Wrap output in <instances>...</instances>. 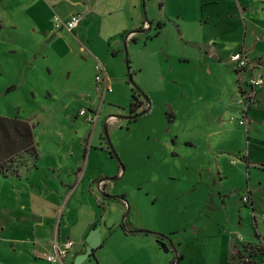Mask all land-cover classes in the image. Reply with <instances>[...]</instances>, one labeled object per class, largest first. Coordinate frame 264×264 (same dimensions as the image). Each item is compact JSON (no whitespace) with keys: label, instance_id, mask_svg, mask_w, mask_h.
I'll return each mask as SVG.
<instances>
[{"label":"rangeland","instance_id":"374dc122","mask_svg":"<svg viewBox=\"0 0 264 264\" xmlns=\"http://www.w3.org/2000/svg\"><path fill=\"white\" fill-rule=\"evenodd\" d=\"M146 2L151 15L161 12L162 0ZM187 2L200 17L198 0ZM253 4L251 18L264 31L263 2L254 0ZM22 10L14 0H0V116L18 117L33 126L40 169L22 179L0 178V223L8 224L13 239L24 235L19 229L27 226L21 218L29 213L28 208L46 206L53 197H30L27 177L50 185L56 178L50 166L59 165L56 169L63 177L65 169L70 171L81 161L84 167L88 141L93 148L111 146L125 168L114 191L126 196L127 222L140 230L173 232L185 238L179 254L184 251L187 258L180 264L261 260L255 251L264 249V91L258 103L240 105L239 80L232 70L239 69L238 65L219 60L212 48L202 51L188 38L182 40L175 19L166 24L161 36L156 37L154 26V38L144 34L127 50L124 45L118 58L110 54L106 62L98 59L109 67L108 73L114 70L116 74L109 76L113 92L101 104L91 82L97 75L96 60L93 63L88 53L82 56L67 32L58 33L67 42L59 39L43 47L41 34L29 32L33 23L22 18L21 28L15 29L13 18ZM210 24L202 31L206 39L215 29ZM189 26L197 32L194 23ZM248 37L251 46L261 42L254 55L264 57V37ZM260 71L264 73V68ZM135 86L149 102L150 111L129 122L127 108ZM99 109L95 127L80 116L83 110L89 114ZM246 110H251L254 121L243 115ZM111 116L116 121L105 124ZM86 159L87 165L109 168L105 155ZM114 164L119 165L116 158ZM244 198L251 202L245 204ZM139 236L134 243L115 244L120 251L134 254L127 264L139 260L142 264L173 263L174 252H165L153 234ZM243 242L251 243L234 250V245ZM18 248L0 241V264H24L21 254L31 257L30 253ZM238 251L243 259L235 261L232 256ZM83 259L80 256V262Z\"/></svg>","mask_w":264,"mask_h":264},{"label":"crops","instance_id":"0c3cea01","mask_svg":"<svg viewBox=\"0 0 264 264\" xmlns=\"http://www.w3.org/2000/svg\"><path fill=\"white\" fill-rule=\"evenodd\" d=\"M14 1L19 7L24 8L13 18L14 28H21L18 22L22 18L33 23L29 32L41 34V42H44L43 47L51 46L59 39L67 42L64 36L63 38L59 37L66 31H61L58 34L54 30L53 17L55 14L63 18L75 13L83 14L84 19L79 27L72 33H67L70 42L74 43L82 56L88 53L87 55L92 58L93 63L96 60L95 66L101 62L98 59L106 62L110 54L113 58H118L123 52L126 42L129 47L134 46V42L139 41L144 35L134 34L135 30L151 27V30L145 34H147L146 38L152 39L154 38V33H152L154 26L159 29L155 33L158 37L166 29V24L172 23L176 19L182 40L188 38L191 40L188 43L196 49L207 51L212 48L217 53L219 60L227 59L229 61L233 56L244 51L251 62L257 63L260 70L264 68V57L254 55L255 50L258 49L255 48L261 42L257 41L252 46L248 43L249 34L252 39L256 36L264 37V31L257 27L254 24V19L251 18L254 0H198L200 17L194 9L188 8L187 0H173V2L162 0L161 12L158 15L155 12L151 15L150 10H146V0ZM262 2L264 5V0ZM204 14H206V18H204ZM197 21H200L199 26ZM190 22L195 24L197 32L190 30ZM209 23L215 29L212 36L206 39L202 35V31ZM47 70L50 71V68L47 67ZM108 70H110L109 67L106 68V71L110 80V77L116 74L114 70L109 71L110 73ZM232 70L238 76L239 89L246 88L248 73L236 68ZM95 78L96 75L94 81L91 79V82L95 83ZM263 91L264 86L259 90L258 95L262 94ZM250 112L251 110L247 112V117L253 118L254 121ZM84 152L83 163L85 166L87 165L86 158L90 160L92 156L105 155V161L109 168L102 169L96 164L93 166L88 164L91 168L88 165L85 168L81 161V165L75 164L70 171L65 169L66 176L63 177L60 174L62 172L56 169L59 168V165L54 164L53 167L48 168H53V173L56 175V178L53 179L54 183L50 185H42L39 182L40 178L27 177L32 189V193L29 194L30 197L40 200L43 196L46 198L53 196L52 199L46 203V206L28 208L29 213L21 218L23 222H27V226L19 229L24 234L21 239H13L8 224L3 226L0 223V241L12 244L13 249H20L18 247L21 246L30 253L32 258L24 253L21 254L24 264H38L39 260H46V255L55 253V241L60 245L68 241L74 243V247L65 259V264H83L85 262L88 264H127V261L133 259L134 254L128 255L124 250L120 251L119 247H115V244L134 243L139 233H130L129 231H138L141 228L133 225L132 228L126 230L123 224L124 216L127 213H125L127 209L126 200L105 201V197L98 187L99 184L106 183V189L102 191L103 194L114 197L121 196V193H115L114 190L117 187V182L121 179L123 168L120 163L118 166L114 164L115 158L102 146L101 148L98 146L93 148L86 141ZM39 169L38 167L30 171H23L18 178L22 179L24 176L32 174L34 176ZM104 178H115L116 180L101 182ZM109 190L110 194L107 192ZM24 208L27 210V207ZM9 213L14 214L13 212ZM65 218L67 219L65 220ZM40 231H42L41 235ZM184 239L180 235L179 238H176L175 243L178 250L183 248ZM249 243L251 242H243L238 246L234 245L233 248L239 250L243 245L247 246ZM180 252L181 261H184L187 258L186 254L184 251ZM80 256L84 258L81 262ZM129 264H142V262L140 260L137 263L132 261Z\"/></svg>","mask_w":264,"mask_h":264},{"label":"built area","instance_id":"2783aa9c","mask_svg":"<svg viewBox=\"0 0 264 264\" xmlns=\"http://www.w3.org/2000/svg\"><path fill=\"white\" fill-rule=\"evenodd\" d=\"M226 1H238V0H226ZM84 15L80 13H75L67 18H63L58 14H55L53 17V27L56 33L61 31H66L68 33H72L75 31L80 23L83 21ZM233 62H235L239 70L248 73V80L246 84L245 94L241 95V99L239 101L240 105L246 103L250 106L254 100L256 95V91L264 86V75L260 71V67L257 63H253L249 60L246 53L242 51L241 53L233 56L231 58ZM97 75L95 78V86L98 95L101 97V104L103 103L104 99L109 93H112L113 90L110 87V80L107 76V71L105 66L98 62L96 66ZM250 107H247L249 110ZM247 110L245 111L247 113ZM91 113L88 114V111H81L80 116L86 117V120L93 125L96 126L100 109L98 111H90ZM242 125L245 124L244 120L240 121ZM249 198H244L243 202L245 204L249 203ZM74 247V243L72 241H68L63 245H60L57 241H55V253L49 254L45 256V259L50 262L51 264H65V259L68 257L69 251Z\"/></svg>","mask_w":264,"mask_h":264},{"label":"trees","instance_id":"16d2710c","mask_svg":"<svg viewBox=\"0 0 264 264\" xmlns=\"http://www.w3.org/2000/svg\"><path fill=\"white\" fill-rule=\"evenodd\" d=\"M135 88L139 90L136 86ZM239 91L241 95L245 94L242 89H239ZM245 113L243 115L247 117V113ZM148 114L149 112L142 113L138 118L145 117ZM38 159L39 153L33 126L29 121L18 117L8 118L0 116V178H18L23 171L37 169L39 167ZM255 254L256 257H261L262 259L254 262L249 259L246 264H264V249L257 248ZM230 259L229 257L228 260ZM232 259L238 261L243 259V256L238 251L235 256H232Z\"/></svg>","mask_w":264,"mask_h":264},{"label":"flooded vegetation","instance_id":"af4514ba","mask_svg":"<svg viewBox=\"0 0 264 264\" xmlns=\"http://www.w3.org/2000/svg\"><path fill=\"white\" fill-rule=\"evenodd\" d=\"M133 83V82H132ZM261 89V88H260ZM260 89H258L257 91H256V95H255V97H254V100H253V104L255 103V101H257L258 102V94H259V90ZM127 110H128V112H127V116H128V120H129V122H133V121H137V120H139L140 118H138V116L140 115V114H142V113H146V112H149L150 111V104H149V102L145 99V98H143V95L140 93V91L139 90H137L136 88L133 90V95H132V100H131V103H130V105L128 106V108H127ZM147 116V115H146ZM141 118H143V117H141ZM98 121H99V119H98ZM112 121H116V117L115 116H111V117H109L107 120H106V122H105V124H107V123H109L110 124V122H112ZM98 123V122H97ZM105 130H107V128L105 127ZM107 138V137H106ZM108 143H109V146H110V142L108 141ZM101 148V147H100ZM102 148H104L103 146H102ZM106 151H108L110 154H111V156L113 157V158H115L114 156H113V153H112V148H111V146L110 147H107V149H105ZM249 162V161H248ZM121 178L122 177H124L123 176V170L121 171ZM106 183H101V184H99V189L101 190V191H104L105 189H106V185H105ZM109 189V188H108ZM197 190H200V187L197 189ZM193 191H195V190H193ZM109 194L111 193L110 192V190L109 191H107ZM197 192V191H196ZM146 194H150V193H146ZM193 194H195V193H193ZM220 195H222L221 193H220ZM104 198V197H103ZM190 198H193L192 196L190 197ZM115 199H119V200H126V196H125V194H122L121 196H119L118 198H115L114 196H111V197H109V198H104V200L105 201H107V200H110V201H112V200H115ZM249 202H251V201H249ZM129 214V213H128ZM132 226L133 225H131V223H129V222H127V215H126V218H125V220H124V228L126 229V230H128V229H130V228H132ZM176 233H171V234H169V235H164V234H162L163 235V237H160V236H156L155 235V237H156V239L158 240V241H161V242H163V243H165L166 245H167V248H168V250H169V252H171V251H173L174 252V254H175V260L173 261V263L172 264H176L177 263V254H176V252L178 253V257H179V259H180V262H181V255L179 254V250H178V248H177V245H176V243H175V240H176V238H177V236L175 235ZM154 235V234H153ZM185 237H186V235H185ZM183 238V237H182ZM171 245H173V247L171 246ZM176 251V252H175ZM168 252V253H169Z\"/></svg>","mask_w":264,"mask_h":264},{"label":"water","instance_id":"95a60500","mask_svg":"<svg viewBox=\"0 0 264 264\" xmlns=\"http://www.w3.org/2000/svg\"><path fill=\"white\" fill-rule=\"evenodd\" d=\"M144 1V0H143ZM145 9V8H144ZM151 30V27H148V28H143V29H141V30H135L133 33L134 34H138V35H141V34H145V33H147L148 31H150ZM126 46H127V42L125 43V50H127V48H126ZM127 64H128V59H127ZM105 133H106V136H108V132H107V130H105ZM112 153H113V156L117 159V161L120 163V165L122 166V168H123V172L125 171V168H124V166H123V164H122V162H121V160L119 159V156H117V154H116V152H115V150L112 148ZM114 180H116L115 178H104V179H102L101 180V182H103V181H114ZM101 192V194L105 197V198H109V197H111L110 195H108V194H103L102 193V191H100ZM128 213H129V210L127 211V213H126V215H128ZM126 215L124 216V220H125V218H126ZM123 224H124V221H123ZM130 233L132 232V233H147V234H154V235H156V236H160V237H163V235L162 234H159V233H155V232H150V231H146V230H138V231H129ZM158 243L162 246V248H164V250H165V252H169V250H168V248H167V245L165 244V243H163V242H161V241H158ZM172 247H173V245H171ZM176 252V251H175ZM176 254H177V263L176 264H180V259H179V257H178V253L176 252Z\"/></svg>","mask_w":264,"mask_h":264}]
</instances>
